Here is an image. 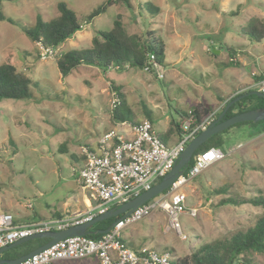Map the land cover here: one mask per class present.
<instances>
[{
	"label": "rangeland",
	"instance_id": "374dc122",
	"mask_svg": "<svg viewBox=\"0 0 264 264\" xmlns=\"http://www.w3.org/2000/svg\"><path fill=\"white\" fill-rule=\"evenodd\" d=\"M105 1L3 2L4 14L26 27H34L38 15L47 22L59 17L58 4L64 2L80 19L82 31L61 45L54 58L43 61L40 44L20 28L0 22V65H13L33 82L31 100L0 101V214L15 219L39 214L46 204L57 205L76 189L78 167L71 156L86 161L85 151L117 125L111 106L115 87L134 121L150 120L166 143L165 133L172 121H180V112L199 105L216 110L236 90L237 80L252 79L254 60L258 52L264 54V40L255 42L242 33L251 19L264 22V0H129L131 9L116 3L85 23ZM117 16L129 35L146 39L154 33L165 46L164 64L155 73L136 68L103 72L82 65L64 78L58 57L91 48L92 39L100 31L110 32ZM252 92L260 93L257 88ZM244 131L233 128L225 133V158L184 187L187 207L197 210L195 218L183 215L180 220L186 241L168 228L166 216L159 212L124 229V241L134 249L171 250L173 259H182L202 245L252 226L262 209L220 204L232 196L264 197V133L249 139ZM94 151L99 153L98 146ZM220 188L228 192L217 194ZM252 259L264 264V255Z\"/></svg>",
	"mask_w": 264,
	"mask_h": 264
},
{
	"label": "built area",
	"instance_id": "2783aa9c",
	"mask_svg": "<svg viewBox=\"0 0 264 264\" xmlns=\"http://www.w3.org/2000/svg\"><path fill=\"white\" fill-rule=\"evenodd\" d=\"M56 51L57 49L42 46L41 60L54 58ZM153 59L151 57V62ZM158 67L156 64L155 68ZM144 71L150 72V67H146ZM254 88L264 94V76L254 81L251 89ZM120 103L121 100L115 93L111 101L112 110L117 109ZM215 116L216 113H212L198 122L194 114L189 112V117L180 123L182 133L178 141L171 147L161 142L148 119L138 124L120 122L119 127L129 129L132 138L126 139L117 130L105 133L99 141V153L94 150L85 151L86 164L78 173L79 185L90 192L97 206L86 213L62 219L36 221L24 226L16 225L14 216L10 213L0 214V249L37 233L60 231L91 222L151 190L158 180L163 179L174 168L191 141L216 121ZM224 158V154L215 148L198 154L193 165L165 192L120 218L100 238L70 237L17 264H58L87 259H96L100 264H176L168 251L160 253L153 248L130 247L124 241L122 232L159 212L166 216L168 228L186 241L180 220L183 215L195 218L197 210L187 207V196L183 189Z\"/></svg>",
	"mask_w": 264,
	"mask_h": 264
},
{
	"label": "trees",
	"instance_id": "16d2710c",
	"mask_svg": "<svg viewBox=\"0 0 264 264\" xmlns=\"http://www.w3.org/2000/svg\"><path fill=\"white\" fill-rule=\"evenodd\" d=\"M4 1L17 2L20 0H0V22H7L20 28L27 38L43 47L58 49L66 41L74 38L78 32L82 31L80 19L64 2L58 4L59 17L47 22L41 15H38L35 26L26 27L4 14ZM116 3H122L129 9L132 8L129 0H106L100 7L93 10L85 17V23L89 24L95 18L105 14L107 10ZM242 33L255 42H262L264 40V22L258 18L251 19L242 29ZM97 34L98 35L92 39L91 48L82 51L70 50L62 53L60 57H58L56 62L57 68L64 78L68 77L82 65L95 67L103 72H108L110 70L124 71L128 68L145 70L146 67H150V73H155V65L162 66L164 64V44L160 42L152 32L148 33V38L146 39H142L138 35H129L121 16H117L110 32L100 31ZM151 57H154L152 62ZM32 86L33 82L31 78L19 72L13 65H0V101L31 100L33 98V93L31 91ZM115 92L118 94L121 103L120 106L113 111V121L115 123L130 122L132 124H138L139 122L134 121L132 111L127 106L124 95L120 92V89L115 87ZM249 92L252 91L241 93L226 102L221 110L216 113L215 120L219 118L231 101ZM259 108H264V98L249 95L236 102L227 111L222 121ZM189 112H192L197 121L201 122L205 117L213 113V109L207 105H199L192 107L188 112H180V121H172L166 134L174 133L180 136L182 133L180 123L183 119L189 117ZM150 117L151 114L148 113V118ZM233 128L244 129L248 138L253 139L264 133V122L240 123L230 127L224 132L214 135L197 150L189 167L193 165L198 154L212 148L221 151L225 144L223 135ZM199 135L200 134L197 136ZM158 138L160 139V137ZM160 140L163 142L162 139ZM71 158L74 163L78 162L74 156H71ZM161 181L162 179L158 180L155 185ZM227 192L228 190H226V188H220L216 191L217 194H226ZM220 204H232L235 206L251 205L262 209L263 213L257 218L255 223L246 230L235 232L229 237L202 245L189 256L182 259H178L174 256L176 264H255L252 257L256 254L264 255V197L241 198L232 196L222 199ZM116 220L117 218H112L96 224L90 229L91 234L88 235L89 238H100L102 234L99 232L110 228ZM48 241L49 240L45 239L27 242L0 255V260L18 259L46 244ZM168 252L171 253V250Z\"/></svg>",
	"mask_w": 264,
	"mask_h": 264
},
{
	"label": "water",
	"instance_id": "95a60500",
	"mask_svg": "<svg viewBox=\"0 0 264 264\" xmlns=\"http://www.w3.org/2000/svg\"><path fill=\"white\" fill-rule=\"evenodd\" d=\"M249 95H255L258 97L264 98V94L258 93V92H249L247 94H244L235 100L231 101L225 110L222 112V114L219 116V118L211 124L206 130H204L199 136H197L195 139L191 141V143L187 146L185 151L181 154L179 161L176 163L174 168L162 179L160 183L155 185L151 190L142 193L140 196L132 199L128 203L122 205L119 208H114L109 210L106 214L101 215L97 218H95L91 222H87L84 224L76 225L68 227L64 230L60 231H50V232H43V233H37L32 236H29L27 238L21 239L7 247H4L0 249V255L4 254L5 252L14 249L20 245H23L30 241L35 240H49L46 244L40 246L39 248L35 249L34 251L18 258V259H3L0 260V264H17L24 260L29 259L30 257L39 254L43 250L49 248L50 246L56 244L59 241L65 240L70 237L75 236H88L91 234L90 229L94 227L96 224L106 221L108 219L117 218V220L113 223L116 224L120 218L125 217L132 213L135 209L139 208L140 206L146 204L150 200L158 197L163 192H165L171 184L179 178L184 171L189 167L195 153L197 150L203 146L211 137H213L216 134H219L221 132L226 131L230 127L245 123V122H253V123H259L264 122V108H259L251 111H247L241 114H238L228 120L222 121L223 117L227 113V111L238 101L244 99L245 97ZM110 231V228H108L105 231H100V234H106Z\"/></svg>",
	"mask_w": 264,
	"mask_h": 264
},
{
	"label": "crops",
	"instance_id": "0c3cea01",
	"mask_svg": "<svg viewBox=\"0 0 264 264\" xmlns=\"http://www.w3.org/2000/svg\"><path fill=\"white\" fill-rule=\"evenodd\" d=\"M258 53H259V56L257 57V59L254 60L256 63L255 65L256 68H254L251 71L252 79H243L241 82L237 80V84L235 85L236 90L230 92L227 95L228 96L227 100H225L222 104H220L216 110L212 108L213 113L219 112L221 108L223 107L224 103L228 102L233 97L241 93L247 92V91H252L251 87L254 84V81H256L259 77L264 76V54L262 55L260 54V52ZM237 60L239 61V64H240L242 60L241 56H238ZM244 64H246V62H244ZM223 98L226 99V97H223ZM111 130H117L126 139L132 138L131 131L127 128H122V131H119V124L117 123V125L114 128H111L110 130L103 132V134L99 137V141H100V138L105 133ZM165 137H166V143L165 142L164 143L165 145L169 147L174 146L179 138L178 135L176 138L174 133H170V134L165 133ZM99 141L95 142L92 146H90V148H92L91 150H94L95 146L99 147ZM85 162H86L85 160H80V163L79 162L75 163L76 167H78V171H74V178H75L77 187L74 190H70L72 193L69 194L63 202L57 201V205L52 204V203L46 204L45 205L46 210H41L39 214L33 212L31 215H20V217H17L16 219L14 217L16 225L24 226V225H28L36 221H49V220H55V219H62V218L70 217L73 215H77L79 213L89 212L93 209V207H96L97 202L91 197L90 192L84 189L83 187H81L77 181L78 173L80 169L85 166L86 164ZM95 261L97 262L96 259H87V260H83L82 264H94ZM76 262H80V261H67V262H60L58 264H76Z\"/></svg>",
	"mask_w": 264,
	"mask_h": 264
}]
</instances>
